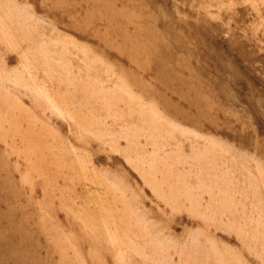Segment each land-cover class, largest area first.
<instances>
[{"label": "rangeland", "instance_id": "obj_1", "mask_svg": "<svg viewBox=\"0 0 264 264\" xmlns=\"http://www.w3.org/2000/svg\"><path fill=\"white\" fill-rule=\"evenodd\" d=\"M0 264H264V0H0Z\"/></svg>", "mask_w": 264, "mask_h": 264}]
</instances>
